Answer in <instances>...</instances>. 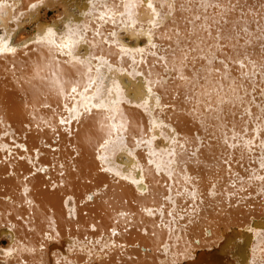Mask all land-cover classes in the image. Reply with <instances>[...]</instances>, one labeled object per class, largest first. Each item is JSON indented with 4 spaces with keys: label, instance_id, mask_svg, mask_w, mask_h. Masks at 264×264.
Segmentation results:
<instances>
[{
    "label": "bare ground",
    "instance_id": "1",
    "mask_svg": "<svg viewBox=\"0 0 264 264\" xmlns=\"http://www.w3.org/2000/svg\"><path fill=\"white\" fill-rule=\"evenodd\" d=\"M0 5V48L14 49L0 52V264H264V181L250 178L264 176L258 159L264 149L224 143L241 129L244 139H264V131L252 136L264 75L254 84L239 81L249 96L230 111L225 106L226 127L214 120L205 126L196 110L202 105L185 100L189 86L173 70L177 58L167 56L166 64L152 55L153 44L169 46L162 37L184 28L191 13L179 3L160 5L171 15L155 28L145 23L139 0L135 27L124 17L115 24L99 19L119 0ZM241 9L252 30L258 31L255 21L264 25V0H240ZM69 26L82 36L72 56L42 42L46 29L59 35ZM249 51L257 59L262 50L257 43ZM231 55L226 49L219 58ZM81 59L97 65L102 59L105 83L119 85L127 121L119 150L101 147L109 137L98 111L60 122L65 104L72 106L65 98ZM193 63L203 61L189 63L186 76ZM228 68L240 76L238 66ZM139 85L151 88L147 104L131 94ZM141 137L147 146L136 143ZM150 149L179 155L175 162L165 155L161 163L169 167L159 170Z\"/></svg>",
    "mask_w": 264,
    "mask_h": 264
},
{
    "label": "snow or ice",
    "instance_id": "2",
    "mask_svg": "<svg viewBox=\"0 0 264 264\" xmlns=\"http://www.w3.org/2000/svg\"><path fill=\"white\" fill-rule=\"evenodd\" d=\"M139 2L147 7L148 15L145 23L150 28L158 27L165 15H171L170 12L162 13L160 11L161 4L167 6L169 3L173 5L179 3L181 8L191 13L185 17L186 24L183 29H174L172 35L162 37L171 42L169 46L152 45L156 49L152 55L158 61H165L166 64L168 63L167 56L177 58L178 63L173 70L179 72V79L189 86L185 100L195 101L197 105H202L196 110L201 113L205 126L209 120H214L217 121V128L226 127L224 123L225 106H228L230 111L237 104L243 105L245 98L249 96L247 89L239 81H250L254 84L258 74L264 75V25L255 21L258 25V31L252 30L251 23L247 19V13L243 9L237 13V9L240 8V0H185L190 7H185L180 0H139ZM136 4L137 0H119V7L116 8L115 12L109 10L99 19L105 23L111 21L115 24L117 17H124L128 26L135 27ZM2 6L0 5V7ZM120 8L126 11H120ZM97 35H100L99 31H97ZM81 40L80 32L69 26L59 35L52 29H46L42 42L52 45L66 56H72V49ZM257 43L262 51L258 54L257 59H253V54L249 49ZM226 49H230L232 55L225 56L224 60H220L219 54ZM12 51L14 49L7 44L0 48V52ZM193 61H203V63H200L198 67L193 63L192 76H186L184 69ZM217 62L223 66V71L216 66ZM78 63L81 65V69L76 74L77 79L69 81L71 87L65 98L71 102L72 106L65 104L68 115L60 122L62 124H68L72 121L79 122L82 117L90 116L93 111H98L102 114L99 123L101 127H107L109 137L101 147L119 150L121 137L126 131L127 123L119 108L120 100L117 98L119 85L115 81H112L110 85L105 83L106 77L101 71L105 62L102 59L99 65L93 64L90 60L82 59L78 60ZM228 63L239 67L241 71L238 78L232 77ZM246 68L247 71H245ZM222 81H227V85L225 86ZM197 86L201 88L199 95L194 91ZM127 87L131 88L132 86L128 85ZM60 91L63 93L62 87ZM148 92H151V88L146 92L144 85H139L133 88L131 94L147 104L148 100L145 98ZM241 92L244 93L243 96L240 94ZM260 95L264 99V90H261ZM251 102L252 100L249 99V103ZM259 107L261 111L253 119L255 125L253 137L264 131V104ZM245 115L252 116L251 109H245ZM104 121L109 123L105 124ZM114 133L118 134L116 139L112 138ZM245 135L246 133L241 129L240 133H235L226 138L224 143L228 147L243 146L248 150L259 144L260 149H264V139L259 141L252 137L244 139ZM229 139L233 141L231 144L228 143ZM136 143L147 146L149 141L141 137ZM165 155L168 156L169 161L175 162L179 153L174 149H170L167 153L150 149V163L155 164L159 170L167 169L169 163L167 161L161 163ZM191 156H196L195 151L191 153ZM152 157L155 159H151ZM258 159L259 167L264 169V151L259 153ZM250 178L264 181V176H255V174Z\"/></svg>",
    "mask_w": 264,
    "mask_h": 264
}]
</instances>
